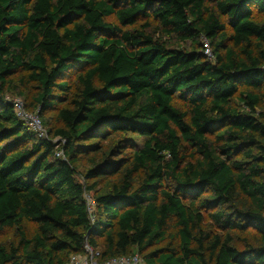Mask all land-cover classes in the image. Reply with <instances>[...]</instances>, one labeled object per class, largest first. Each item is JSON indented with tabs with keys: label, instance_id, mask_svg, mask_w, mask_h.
Wrapping results in <instances>:
<instances>
[{
	"label": "trees",
	"instance_id": "1",
	"mask_svg": "<svg viewBox=\"0 0 264 264\" xmlns=\"http://www.w3.org/2000/svg\"><path fill=\"white\" fill-rule=\"evenodd\" d=\"M4 229L0 264H264V0H0Z\"/></svg>",
	"mask_w": 264,
	"mask_h": 264
},
{
	"label": "built area",
	"instance_id": "2",
	"mask_svg": "<svg viewBox=\"0 0 264 264\" xmlns=\"http://www.w3.org/2000/svg\"><path fill=\"white\" fill-rule=\"evenodd\" d=\"M202 53L207 58L208 61L213 60L211 49L209 47L208 42H206L205 40L202 41ZM10 102L12 104L15 116L25 124L28 130L35 133L38 138H42V139L48 138L47 132L38 114L26 112L20 100H12ZM57 149H58V145L55 146V156L57 158H62L63 157L62 150H57ZM84 201H85L86 210L88 214L91 215L94 209V202L88 194L84 195ZM98 258H99V252L97 250H93L92 248L86 245L84 249V253L81 255L71 256L68 264H97L96 260ZM100 264H145V262L139 255L133 254L130 256L108 259Z\"/></svg>",
	"mask_w": 264,
	"mask_h": 264
},
{
	"label": "rangeland",
	"instance_id": "3",
	"mask_svg": "<svg viewBox=\"0 0 264 264\" xmlns=\"http://www.w3.org/2000/svg\"><path fill=\"white\" fill-rule=\"evenodd\" d=\"M109 21H111V20H109ZM160 37H161L160 33H157V32L154 33L155 39H158ZM162 40H166V38L162 37ZM169 44H170V46H176V47L185 46V44H182V43L178 42L177 40H173V39L169 40ZM35 87H36V85L22 84L17 79V77H13L11 79V84L7 88H5V97L9 101L20 100L22 102L23 107H24L26 112L38 114V108L33 102V98L35 97L36 92H37ZM43 117H44V120L47 121V125L46 126L44 125L46 132L50 128V126H58V124H56V122L53 119L54 113L51 110L45 111L43 113ZM47 135H48V132H47ZM133 138H136L135 140L137 142V145L141 146L143 141L141 139H138L135 136H133ZM51 140L56 146L58 145L57 150H61V147L63 144L62 141L59 138H53ZM79 168H80V170H83V165H80ZM32 228H33L32 225H27L28 232H30ZM11 240H13V230L4 229L0 233V243H3V244L8 243ZM98 241L101 242L100 239H98ZM100 249L101 248L99 247L97 250H100ZM97 264H100V262L97 261Z\"/></svg>",
	"mask_w": 264,
	"mask_h": 264
}]
</instances>
